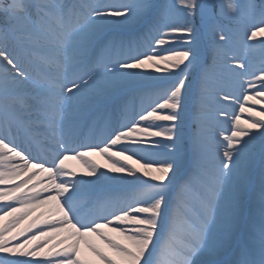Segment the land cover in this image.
Wrapping results in <instances>:
<instances>
[{"label":"snow or ice","instance_id":"snow-or-ice-1","mask_svg":"<svg viewBox=\"0 0 264 264\" xmlns=\"http://www.w3.org/2000/svg\"><path fill=\"white\" fill-rule=\"evenodd\" d=\"M0 264H264V0H0Z\"/></svg>","mask_w":264,"mask_h":264},{"label":"bare ground","instance_id":"bare-ground-1","mask_svg":"<svg viewBox=\"0 0 264 264\" xmlns=\"http://www.w3.org/2000/svg\"><path fill=\"white\" fill-rule=\"evenodd\" d=\"M95 159L98 160L100 163H104L103 159L100 158V157H98V156L95 157ZM69 163H70L72 166L76 167L78 173H79V172H82V169H80V166H78L77 163H76L75 161H69Z\"/></svg>","mask_w":264,"mask_h":264},{"label":"rangeland","instance_id":"rangeland-1","mask_svg":"<svg viewBox=\"0 0 264 264\" xmlns=\"http://www.w3.org/2000/svg\"><path fill=\"white\" fill-rule=\"evenodd\" d=\"M259 64V60L257 59V65ZM257 110H259L258 108H257ZM242 118H247V116L245 115L244 117H242ZM76 162V161H75ZM77 163V162H76ZM77 165L79 166V164L77 163Z\"/></svg>","mask_w":264,"mask_h":264}]
</instances>
